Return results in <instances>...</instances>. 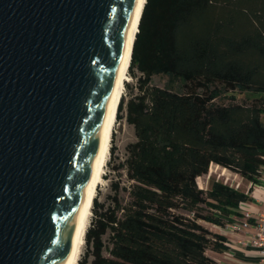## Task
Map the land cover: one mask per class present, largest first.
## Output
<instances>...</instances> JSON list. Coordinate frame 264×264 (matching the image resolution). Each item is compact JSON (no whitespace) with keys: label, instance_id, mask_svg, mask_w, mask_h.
Segmentation results:
<instances>
[{"label":"trees","instance_id":"trees-1","mask_svg":"<svg viewBox=\"0 0 264 264\" xmlns=\"http://www.w3.org/2000/svg\"><path fill=\"white\" fill-rule=\"evenodd\" d=\"M129 73L137 91L116 112L135 136L128 185L114 183L107 205L94 197L78 264H216L225 236L201 221L224 227L252 199L196 179L212 163L248 183L264 171V0H145Z\"/></svg>","mask_w":264,"mask_h":264},{"label":"water","instance_id":"water-1","mask_svg":"<svg viewBox=\"0 0 264 264\" xmlns=\"http://www.w3.org/2000/svg\"><path fill=\"white\" fill-rule=\"evenodd\" d=\"M138 0H0V264H65Z\"/></svg>","mask_w":264,"mask_h":264},{"label":"rangeland","instance_id":"rangeland-1","mask_svg":"<svg viewBox=\"0 0 264 264\" xmlns=\"http://www.w3.org/2000/svg\"><path fill=\"white\" fill-rule=\"evenodd\" d=\"M135 73L138 75V72ZM128 74H129V79L125 83V88L123 92V96L125 100H127L131 94L136 93L137 91L136 78L132 74H130L129 71ZM151 82L152 84L158 86H164L166 83V77L155 75L152 77ZM236 99L239 102L248 100L247 95L245 93L242 94L236 93ZM216 101L220 103H227V96L222 94L218 99H216ZM113 135H112L113 142H112V138H111V142L113 143L114 151L112 152V154H110L109 151L107 163L103 170L104 180L102 181L101 184L98 185L95 192V196L97 197V200L101 203H104L105 205L109 203V199H110L109 197L113 194L114 183H118L121 187L128 185V181L125 175V169L120 165L124 162L126 157V145L129 142L135 140L133 127L132 125L127 124L124 118H121L120 120L116 119ZM212 180L221 181L232 187H236V185L238 184L237 188L240 190H246V187L248 185V182L242 179L239 175L219 165H215L214 163L210 164L208 168V172L206 174L196 179L198 187L203 189L209 187V184ZM120 196L126 199L127 197L126 191L121 189ZM91 217H92V210H91L90 220ZM90 220H89V224H90ZM201 223L210 230L213 229V226L210 223L203 221H201ZM85 251H86V247L84 243L79 260L82 258Z\"/></svg>","mask_w":264,"mask_h":264},{"label":"bare ground","instance_id":"bare-ground-1","mask_svg":"<svg viewBox=\"0 0 264 264\" xmlns=\"http://www.w3.org/2000/svg\"><path fill=\"white\" fill-rule=\"evenodd\" d=\"M144 3L145 0H138L137 8H136V20L134 21L133 25L128 31L127 44L120 63L119 75L116 80L114 90L111 95V99L105 115L104 136L100 147L97 148V153L95 160L93 162L89 182L87 184V187L84 192V196L80 204L79 213L76 217L72 243L65 264H78V260L82 253V249L85 243L84 241L85 232L90 220L93 198L95 197V192L98 185L101 184L102 181L104 180L103 170L107 163V159L110 151V145H111V138L116 124L117 106L121 96L123 95L125 83L129 79L128 71H129V62L131 58V49H132L135 33L137 32V25Z\"/></svg>","mask_w":264,"mask_h":264},{"label":"built area","instance_id":"built-area-1","mask_svg":"<svg viewBox=\"0 0 264 264\" xmlns=\"http://www.w3.org/2000/svg\"><path fill=\"white\" fill-rule=\"evenodd\" d=\"M251 191L247 193L251 201L240 202L237 210L241 219L230 222L226 228L232 232H243V236L237 239L236 244L243 248H250L256 253L261 264H264V209L258 210L255 205H264V171L255 183H249ZM238 184L236 185L237 188ZM231 248H233L231 246Z\"/></svg>","mask_w":264,"mask_h":264},{"label":"crops","instance_id":"crops-1","mask_svg":"<svg viewBox=\"0 0 264 264\" xmlns=\"http://www.w3.org/2000/svg\"><path fill=\"white\" fill-rule=\"evenodd\" d=\"M249 189L251 191V187L248 183L246 190ZM243 190V191H246ZM255 207L258 210L264 209V205L262 204H256ZM241 219L239 216H230L228 217V220L230 222H238ZM227 223V224H228ZM224 227L213 225V229H211L214 232L221 233L225 236V244L227 248L220 252H211L209 255L210 257L215 261L216 264H261L259 261L258 256L253 251V249L250 248H243L236 244L237 239L241 238L243 236V232H232L229 231L226 228V225ZM231 246L233 248H231Z\"/></svg>","mask_w":264,"mask_h":264}]
</instances>
